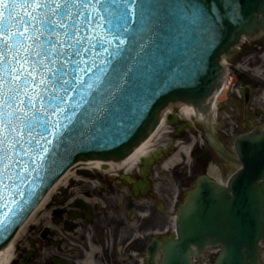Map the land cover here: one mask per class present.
I'll return each mask as SVG.
<instances>
[{
    "label": "water",
    "instance_id": "1",
    "mask_svg": "<svg viewBox=\"0 0 264 264\" xmlns=\"http://www.w3.org/2000/svg\"><path fill=\"white\" fill-rule=\"evenodd\" d=\"M150 2L156 11L144 29L140 47H130L114 58L97 45L82 58L74 57L86 61L81 66L88 71L76 73L75 91L59 93L67 97L61 104L63 111L50 118L56 122L53 132L63 135L55 140L48 136L51 143L41 141L49 149L42 164L33 162L35 153L21 151L16 175L4 180L0 251L70 168L89 160L131 158L134 148L156 130L162 110L170 104L203 109L221 86L222 55L231 57L242 36L252 38L264 31V0H236L238 20L233 18L228 0ZM190 9L206 15L203 25L186 19ZM95 31L107 35L106 27ZM115 46L114 41L112 48ZM125 65L130 72L123 71ZM98 76L104 78V84L93 91L89 85L95 86ZM236 152L241 169L228 188L206 179L198 182L180 212L177 238L165 244L162 264H192L193 247L201 253L216 245L223 249L217 264H259V244L264 240V131L238 139ZM148 162L142 160L144 166Z\"/></svg>",
    "mask_w": 264,
    "mask_h": 264
},
{
    "label": "snow or ice",
    "instance_id": "2",
    "mask_svg": "<svg viewBox=\"0 0 264 264\" xmlns=\"http://www.w3.org/2000/svg\"><path fill=\"white\" fill-rule=\"evenodd\" d=\"M228 6L238 20L236 0H228ZM155 11L150 0H0V199L4 180L17 173L21 151L35 153L33 162L42 164L49 149L41 141L51 143L48 136L55 140L63 135L53 132L56 122L50 118L63 111L67 97L59 93L75 91L76 73L88 71L81 66L87 62L74 57L82 58L97 45L114 58L140 47ZM186 19L203 25L207 17L190 9ZM136 24L142 27H132ZM105 27L106 36L95 31ZM93 66L99 67L95 61ZM123 71L131 69L125 65ZM104 78L98 76L89 88L96 91Z\"/></svg>",
    "mask_w": 264,
    "mask_h": 264
},
{
    "label": "flooded vegetation",
    "instance_id": "3",
    "mask_svg": "<svg viewBox=\"0 0 264 264\" xmlns=\"http://www.w3.org/2000/svg\"><path fill=\"white\" fill-rule=\"evenodd\" d=\"M181 126L172 141L185 134ZM157 168L146 190H135L122 175H112L98 178V190L71 187L57 193L16 244L13 264H149L150 246L165 240L171 200ZM131 177L144 182L137 174Z\"/></svg>",
    "mask_w": 264,
    "mask_h": 264
},
{
    "label": "rangeland",
    "instance_id": "4",
    "mask_svg": "<svg viewBox=\"0 0 264 264\" xmlns=\"http://www.w3.org/2000/svg\"><path fill=\"white\" fill-rule=\"evenodd\" d=\"M248 48H246L243 52H240L237 54L232 60L231 63L235 65H243V68L248 71V77L251 79L253 85L255 86V90L253 93V99L254 104L253 108L254 110L250 111L251 115L250 118H248L251 121V127H247V123L244 121L242 113L238 115L236 122V125L238 126V129L236 130L234 138H237L239 136H242L244 134H247L252 129L256 127L264 128V80L259 79L255 75V69L258 72H262V75L264 77V60L262 57L264 53V39H259L256 41H253L251 44H247ZM261 47L262 50L257 54L258 48ZM257 73V72H256ZM242 108L241 106L239 107ZM259 112V114L257 113ZM242 112V111H241ZM234 122V127H235ZM232 124V122H231ZM220 124L218 126H215L213 128V131L216 135H218L224 144L226 150L230 152L233 155V140L227 139L225 137L221 136ZM165 130L172 131V129L165 127ZM164 137L168 136V134H164ZM197 139L200 141L204 138H202V134L199 132ZM191 166V160H188V163L184 166L188 169ZM210 172L213 170H217L219 174V181L222 183H225L228 178L237 170L236 166H220L219 163L213 162L212 165L209 168ZM194 183V182H193ZM193 185V184H192Z\"/></svg>",
    "mask_w": 264,
    "mask_h": 264
},
{
    "label": "bare ground",
    "instance_id": "5",
    "mask_svg": "<svg viewBox=\"0 0 264 264\" xmlns=\"http://www.w3.org/2000/svg\"><path fill=\"white\" fill-rule=\"evenodd\" d=\"M226 59L222 58L221 64H225ZM180 107V115L184 120H190L193 118L196 114L194 108L190 105H179ZM216 108L217 105H213L211 107V113L216 114ZM172 107H168V109L165 110V113L171 111ZM164 113V115H165ZM166 116V115H165ZM165 119V118H164ZM166 126L165 121L162 122V125L157 130V132L148 139V141H145L140 147H138L137 152H134L132 154L131 158L125 159L120 164L110 163V164H103L101 162L92 161V162H86L82 163L81 166L84 167L88 171H94V172H103V168H106V173H114V172H124L126 174H130L133 172L140 164V160L143 158H146L151 154V152L155 149V147L158 146V143L162 137L163 134H165L167 131L164 129ZM191 148L190 147H183L180 148L179 152L172 156L166 164L164 165L165 170H170L177 164L181 162V156H185L186 158L189 156ZM214 175H218L217 172H213ZM72 177L71 173H69L60 183L57 185V187L66 185L68 179ZM57 187L54 189L56 190ZM54 190L52 192H54ZM48 201L45 200L44 204ZM43 207V206H42ZM41 207V208H42ZM38 215H35L32 217V219L29 221V223L26 225L25 229L22 231L20 236L24 234L29 224L33 223L34 218H37ZM19 236V237H20ZM18 237V238H19ZM18 240V239H17ZM17 242V241H16ZM16 242L10 245L8 248L3 250L0 253V264H10L12 260L14 259V247L16 246Z\"/></svg>",
    "mask_w": 264,
    "mask_h": 264
}]
</instances>
